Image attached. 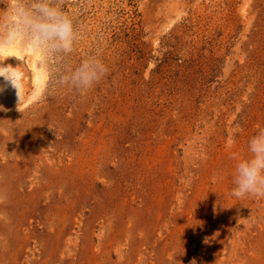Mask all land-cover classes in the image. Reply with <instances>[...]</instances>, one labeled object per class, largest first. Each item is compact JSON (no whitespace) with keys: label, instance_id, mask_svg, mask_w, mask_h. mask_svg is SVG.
I'll return each instance as SVG.
<instances>
[{"label":"rangeland","instance_id":"1","mask_svg":"<svg viewBox=\"0 0 264 264\" xmlns=\"http://www.w3.org/2000/svg\"><path fill=\"white\" fill-rule=\"evenodd\" d=\"M65 10L69 59L100 51L109 71L80 95L53 92L45 65L22 106L27 56L3 61L29 88L0 91V264H264V198L233 195L264 126V0Z\"/></svg>","mask_w":264,"mask_h":264},{"label":"clouds","instance_id":"2","mask_svg":"<svg viewBox=\"0 0 264 264\" xmlns=\"http://www.w3.org/2000/svg\"><path fill=\"white\" fill-rule=\"evenodd\" d=\"M0 50L20 45L43 54L41 66L52 76L53 92L67 90L86 95L108 74L100 51L79 62L69 58L80 40L75 18L65 10V0H0ZM19 89V74L0 71ZM3 89L0 88V91ZM248 155L235 165L233 195L264 198V126L247 143Z\"/></svg>","mask_w":264,"mask_h":264},{"label":"bare ground","instance_id":"3","mask_svg":"<svg viewBox=\"0 0 264 264\" xmlns=\"http://www.w3.org/2000/svg\"><path fill=\"white\" fill-rule=\"evenodd\" d=\"M36 54H37V52H36ZM37 55H35L32 48H28L24 51L21 49L20 45H13L11 47H7V48L0 50V71L11 70L13 72V74H17V73L19 74V83L21 85L20 95H19V89L16 86H14L11 78H9L7 75L0 74V87L3 88V90H5L9 94L10 93H12V94L16 93L15 98H17V99H21V94H23V93L25 94L26 90H28V88H29L27 82L25 81V77H26L25 73L23 71H21L20 68L14 66V65L4 64L3 61L9 60L12 57L19 59V58H23L24 56H27V61L29 63L30 82H31L32 88L30 91V96H28L27 99L24 100L23 102L21 101L22 104L19 103L22 106L30 104L31 102L38 99V97L42 94V92L44 91V88L46 86L47 74L45 73L44 68L41 66L40 60H39ZM24 96H25L24 98H26V95H24ZM2 97H3V95H2ZM4 98L6 101H8L6 99V95ZM17 102H18V100H16L15 103L12 102V105L10 104L8 107L13 106V104L17 105ZM1 104H2V102H1Z\"/></svg>","mask_w":264,"mask_h":264}]
</instances>
